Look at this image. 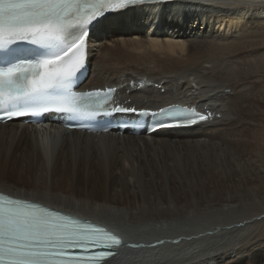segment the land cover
I'll return each instance as SVG.
<instances>
[{"label":"bare ground","instance_id":"1","mask_svg":"<svg viewBox=\"0 0 264 264\" xmlns=\"http://www.w3.org/2000/svg\"><path fill=\"white\" fill-rule=\"evenodd\" d=\"M224 1L104 20L82 88L141 108L192 101L204 125L135 138L0 124V191L121 232L134 248L109 264H264L260 169L198 185L209 153H264V0Z\"/></svg>","mask_w":264,"mask_h":264},{"label":"snow or ice","instance_id":"2","mask_svg":"<svg viewBox=\"0 0 264 264\" xmlns=\"http://www.w3.org/2000/svg\"><path fill=\"white\" fill-rule=\"evenodd\" d=\"M143 2L0 0V50L18 41L45 50L33 62L0 67V112L9 120L49 110L77 118L107 112L111 90L103 95L71 90L74 77L85 66L88 25L106 12ZM158 115L163 117L157 125L162 128L187 127L207 119L193 110L162 109ZM121 244L119 238L91 224L0 196V264H104Z\"/></svg>","mask_w":264,"mask_h":264},{"label":"rangeland","instance_id":"3","mask_svg":"<svg viewBox=\"0 0 264 264\" xmlns=\"http://www.w3.org/2000/svg\"><path fill=\"white\" fill-rule=\"evenodd\" d=\"M234 2H236V0H231V1L229 0L227 3H223V4H229V3L233 4ZM216 40L217 38H215V41ZM259 115H262L261 118H262V121H264V109L263 111L258 112L256 117ZM207 156H208V160H204V159L201 160L202 164L205 163L203 166L207 170L206 171L205 169H203L207 173L204 174L203 180L198 184L202 188L205 185H206L205 187H207L209 184L214 183L216 188L223 190L224 187L221 181L227 180L226 176H228V174H231L232 172L241 173L242 171L243 173L247 172V174H254L258 172L257 171L258 169H260L259 173H263L264 175V153L263 152L259 153V156L258 155L253 156L250 159L251 162L241 159L239 156H237L234 153L230 155H226L222 153L218 154L216 152V153H209V155ZM261 229H262L261 233L264 235L263 233L264 224L261 225Z\"/></svg>","mask_w":264,"mask_h":264}]
</instances>
